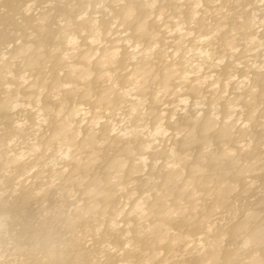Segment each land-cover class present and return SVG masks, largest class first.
Masks as SVG:
<instances>
[{
    "label": "bare ground",
    "instance_id": "1",
    "mask_svg": "<svg viewBox=\"0 0 264 264\" xmlns=\"http://www.w3.org/2000/svg\"><path fill=\"white\" fill-rule=\"evenodd\" d=\"M0 264H264V0H0Z\"/></svg>",
    "mask_w": 264,
    "mask_h": 264
}]
</instances>
